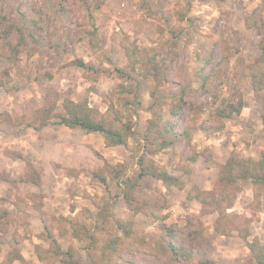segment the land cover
<instances>
[{"label": "rangeland", "instance_id": "374dc122", "mask_svg": "<svg viewBox=\"0 0 264 264\" xmlns=\"http://www.w3.org/2000/svg\"><path fill=\"white\" fill-rule=\"evenodd\" d=\"M0 16V264H258L264 184L239 179L221 213L187 197L264 157V0H0ZM70 100L130 124L127 144L81 128L53 143Z\"/></svg>", "mask_w": 264, "mask_h": 264}, {"label": "trees", "instance_id": "16d2710c", "mask_svg": "<svg viewBox=\"0 0 264 264\" xmlns=\"http://www.w3.org/2000/svg\"><path fill=\"white\" fill-rule=\"evenodd\" d=\"M7 1V0H6ZM1 18V16H0ZM0 21H2L0 19ZM13 32V26H8L4 33L6 35V38L9 39L8 42L10 44V51L11 55L18 56L19 55V45H12L13 42L10 39V35ZM137 49V47H136ZM2 55H5L2 54ZM209 61V59H208ZM84 65V64H81ZM158 74V73H157ZM156 75V73H155ZM154 75V76H155ZM201 77L204 80V83L209 80L211 77V71L208 72H201ZM255 77V76H254ZM156 80L160 81L162 80L158 74ZM167 80V77L165 76L163 80ZM259 80L257 76L255 77L254 84ZM255 86V85H254ZM264 87V80L261 81L259 85L256 84L255 88L256 90H260ZM185 89L182 90V95L178 98L179 101L174 103V105L171 107L170 113L173 116L179 117L182 114V107L186 103L185 101ZM244 107L243 100L239 99L238 102H229L227 100H222L220 106L217 109V116L220 120L223 118H230L234 114L239 115L242 112V109ZM64 108L66 111V114H60L58 113L56 116L59 118L58 123L60 125H65L69 128H81L87 132H95V133H102L104 135V138L106 140L107 145L109 146H116V145H125L128 142V137L131 135V126L128 123H122V125H115L112 122H108L105 120L103 116L100 118V113L96 111L95 109L91 108L87 102H75L73 100L67 101L64 104ZM169 133H173L174 136H177V132L173 128V130L168 131ZM179 135L181 133H178ZM171 142L166 141L163 143V146L166 147ZM264 156V155H263ZM31 169V174H29L30 178L26 177L24 180L25 183H32L34 185L40 184V176L35 172V169ZM264 169V157L263 159L259 161L255 160H247L241 157H232L230 158L223 166H221V173L219 180L215 186L214 190L206 191L198 186H195L191 192L188 194L189 200L197 199V201L201 204H211L212 201L207 202L209 199H214V203L218 205L217 211L219 213L222 212V207L220 205V201L224 200V196L226 192L228 191V188L233 189L237 185V181L239 179H247L250 178L254 182L264 184V172L262 171ZM144 173H149L147 170H144ZM156 174L155 172H152ZM160 179H163V181L168 183L169 180L174 179L167 173L160 172L156 174ZM221 194V198H217V195ZM234 200L231 199L229 202V205H233ZM1 221V216H0ZM3 242V240L0 238V244ZM54 242L57 243V241L54 239ZM254 257L256 258V261L258 264H264V253L256 252L254 245H249ZM171 248L173 253L176 255L177 259L180 258V256H188V258L192 255V250H187L186 247L182 245H178L176 243H171ZM19 258L23 260V257L21 254H18ZM17 256V257H18ZM210 262L207 261H201L199 264H209ZM130 264H138L135 261H130Z\"/></svg>", "mask_w": 264, "mask_h": 264}, {"label": "crops", "instance_id": "0c3cea01", "mask_svg": "<svg viewBox=\"0 0 264 264\" xmlns=\"http://www.w3.org/2000/svg\"><path fill=\"white\" fill-rule=\"evenodd\" d=\"M67 129H69V130H67ZM53 132V140H52V142L54 143V141L56 140L57 142H58V138L57 137H63V136H61L62 134H75L76 136H79V133L80 132H78L77 130H75V129H70V128H68V127H64V129H61V130H55V131H49V133H52ZM65 159V158H64ZM63 159V160H64Z\"/></svg>", "mask_w": 264, "mask_h": 264}]
</instances>
